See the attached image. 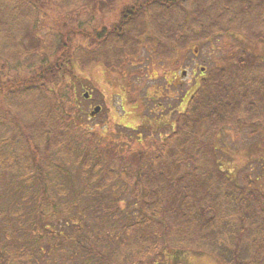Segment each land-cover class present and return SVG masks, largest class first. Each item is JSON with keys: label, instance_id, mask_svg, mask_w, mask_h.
<instances>
[{"label": "trees", "instance_id": "16d2710c", "mask_svg": "<svg viewBox=\"0 0 264 264\" xmlns=\"http://www.w3.org/2000/svg\"><path fill=\"white\" fill-rule=\"evenodd\" d=\"M34 1L0 0L1 99L11 100L13 109V105L32 106L28 111L31 122L25 123L26 129H22L24 123L19 113L12 117L2 113L3 121L14 130L5 133L9 134L7 140H0V172L27 179L37 194L39 206L50 208L52 214H56L57 205L51 201L50 192L55 196H75L85 216L91 217L90 221L81 219L75 225L80 234L75 245L95 264H155L168 256H175L177 264H189L187 254L211 256L220 264H264V190L259 179L254 180L249 173H244L240 183L236 176L223 170L215 144L225 131L238 135L243 130L264 128V0L146 3L155 34L162 39L166 36L178 47L184 49L190 43L204 45L229 35L243 38L246 46L233 50L218 65L211 66L209 72L202 73L204 76L185 112L175 119V131L162 144L154 145L149 152L130 150L119 164L112 162V157H118L114 148L107 150L101 142L95 145L94 136H81L86 134L80 130V121L87 118L88 109L76 105L71 97L77 84L72 83L77 81L74 69L77 63H81L83 71L100 65L107 67L112 62L117 65L122 56L120 48L130 41L126 37L140 42L145 32V25L141 27L133 21L136 12L146 10L145 0H117L114 7L126 5L120 20L98 29L97 16L89 20L76 18L78 7L84 6L93 15L101 16L103 9L114 7L103 0H54L56 6L66 10L61 13L71 17L66 26L69 38L64 33L61 37L65 42L56 38L58 31L52 26L37 27L35 21L29 26L32 33L18 37L20 29L23 31V26L31 23L30 13H36L35 17L42 15ZM39 35L46 39L44 43ZM71 37L77 38L70 40ZM76 41H85L83 50H74ZM100 46L107 53H102ZM31 51L41 54V59L37 65L29 63V72L22 76L19 65ZM172 57L176 61L178 56L173 53ZM4 109L5 113L11 111ZM159 119L156 122L163 120ZM145 126L154 131L150 124ZM143 135H125L122 139L132 144L134 139L142 141ZM8 146L15 151L6 154ZM59 162L75 171L67 174V187L58 182ZM49 175L57 178L50 177L49 181ZM74 178L77 182L70 185ZM121 194H130L124 209L134 206L141 214L139 218L125 219L121 203L126 200L120 199ZM3 207L0 204V217L7 213ZM66 209L72 206L69 204ZM80 223L92 224L87 235ZM120 227L130 239L118 245L115 254L111 231ZM102 228L109 231L102 233ZM106 235L111 252L103 241ZM82 241L91 247L87 248ZM180 256L186 263L179 260ZM0 264L39 263L28 247L0 241Z\"/></svg>", "mask_w": 264, "mask_h": 264}, {"label": "rangeland", "instance_id": "374dc122", "mask_svg": "<svg viewBox=\"0 0 264 264\" xmlns=\"http://www.w3.org/2000/svg\"><path fill=\"white\" fill-rule=\"evenodd\" d=\"M35 1L42 6L39 7L37 5V9L42 15L35 17L36 13H30L28 19L31 23L23 26V31L20 29L18 37L23 38L24 33H32L29 26L31 24L34 25L35 21L37 27L48 28L52 26L54 30L58 31L56 38L60 42H65L61 37L62 33H64L69 38L66 26L67 21L71 18L61 13L66 10L56 6L54 0ZM116 1L103 0L102 2L114 7L117 5ZM152 1L145 0L143 5L146 10L136 12V17H133V21L139 22L141 27L145 25V32L142 33L139 39L140 42L126 37V39L130 40L128 42L129 46L127 47V43L125 47L120 48L122 56L121 59H118L117 65L112 62L107 67L100 65L91 70L83 71L81 63H77L74 69L77 81L72 83L77 84L71 97L76 105L81 106L84 110L88 109L87 118L83 117L80 121L82 122L80 130L86 134H81V136H94L93 142L95 145L96 142H101L107 150L114 148L118 153L117 158L112 157V162H115V164H119L121 157L126 156L130 150H135L133 152L139 150L149 152L154 145L162 144L166 137L175 131V119L185 112L191 96L198 88L200 79L204 76L202 73L205 70L209 72L211 66L218 65L222 57L233 50L246 46L243 38L229 35L216 37L204 45L199 43L198 46H195V44L190 43L186 46L187 48L178 47L173 40H169L166 36L162 39L155 34L150 23L152 15L148 14L146 4ZM124 6L119 9L118 6L112 10L103 9V16L97 13L93 15L91 11L81 6V8L78 7L80 16L77 12L74 14L80 20H89L92 16H97L98 21L95 22V25L98 24L95 29L108 28L120 20ZM34 9L36 10V8ZM25 28L29 30L24 31ZM38 38L42 40V43L46 40L41 35ZM76 38L71 37L70 40ZM85 45V41H82V43L76 41L74 50L81 51ZM86 48L90 49L89 47ZM249 48L260 52V49ZM99 50L102 53H107V50L102 48V46H100ZM117 50H119L118 47ZM35 52H28L24 58L25 60L19 65L22 67V76L29 72V63L37 65L41 59V54ZM125 52L128 55H125ZM173 53L178 56L177 59L175 58L176 61L171 60ZM1 69L2 64L0 63V72ZM184 72L186 74H183ZM67 81L71 83L69 77H67ZM85 93L92 96V101H84ZM14 96L17 99V93ZM1 97L2 95H0V140L2 138L7 140L9 134L5 133H12L14 127L9 125V122H4L2 115L12 117L14 114L19 113L21 115L20 121L24 123L22 129H26L25 123L29 124L31 122L28 119L30 115L28 111L32 109V106L19 105L17 107V105L12 104L14 106L13 109L11 100L7 98L1 99ZM68 97L71 99L70 95ZM62 99H57V101L59 102ZM23 102L27 103L28 100ZM96 106H101L102 112L90 118L89 114L92 113ZM5 107L11 109L10 113H5ZM42 108L44 111L45 109L48 110L47 107ZM156 119L163 120L156 122ZM147 124L153 126L154 131L147 128L145 126ZM125 127L136 129V131L134 133ZM23 132L26 134L25 131ZM142 133L144 134L142 141L134 139L132 144L130 141L124 143L125 135L138 137ZM19 142L20 140H18L17 144ZM215 144L219 147L217 159L222 164L223 170L230 172L232 176H236L240 183L244 173H249L254 180L257 181L259 179V185L264 190V128L255 131L243 130L238 135L235 131H225ZM11 148L10 146L6 147V152L8 151L6 154L12 152V150L15 151ZM107 154L111 155L112 151H107ZM60 169L64 170L61 171ZM42 172L43 170L37 175L41 177ZM74 172V170L59 162L58 182L62 186L67 187V176ZM18 177L10 172H0V204L4 205L5 207L3 208L7 211L0 217V228H2L0 229V241L8 244L14 243L18 247H28L39 264H95L92 258L87 256V253L81 252L79 247L75 245L80 236L76 232L75 225L81 219L86 222L91 219L90 215L85 216L81 207L77 205L75 196L74 198L71 195L56 194L55 196L53 192H50V196L53 197L51 201H54L57 205L56 214H52L50 208L42 209L39 206L37 194L34 190H31L33 188L31 183L27 179L23 181ZM50 177L57 178L56 175H49L47 178L49 181H52ZM76 182L75 179L69 184L74 185L73 183ZM77 188H79L78 185ZM120 199L126 200L121 203L122 210L126 214V220H129V218L133 219L131 217L139 218L141 216L139 210L135 209L134 206L131 207L133 210L124 209L125 203L130 199V194L126 196L121 194ZM83 202L85 203V201ZM69 204L72 206L70 210L66 209ZM77 207H80L77 209L79 216L76 213ZM44 217L46 218L44 219ZM91 225L80 223L86 235L91 231ZM107 231L109 230L102 228V233ZM3 232L5 235L2 234ZM111 232L112 237L110 240L114 243L113 250L116 254L118 251H115V249H119L118 245L124 244V241H128L130 237L121 227L114 228ZM103 241L110 246L108 252H111L112 247L109 243L108 235L103 236ZM82 242L87 248L91 247L90 243ZM93 243L96 244L97 241L94 240ZM102 246L103 244H98V247ZM185 256H187L186 262L189 264H220L211 256L198 257L191 254ZM115 260L116 257L113 258V261ZM179 260L186 263L183 256H180ZM155 264H177L176 257L161 258Z\"/></svg>", "mask_w": 264, "mask_h": 264}, {"label": "water", "instance_id": "95a60500", "mask_svg": "<svg viewBox=\"0 0 264 264\" xmlns=\"http://www.w3.org/2000/svg\"><path fill=\"white\" fill-rule=\"evenodd\" d=\"M185 74V73H184ZM85 98H88V94L86 93L85 94ZM100 107L98 106V107H96L95 109H94V111L92 112V114H91V116L93 117V116H95V115H97L99 112H100Z\"/></svg>", "mask_w": 264, "mask_h": 264}, {"label": "flooded vegetation", "instance_id": "af4514ba", "mask_svg": "<svg viewBox=\"0 0 264 264\" xmlns=\"http://www.w3.org/2000/svg\"><path fill=\"white\" fill-rule=\"evenodd\" d=\"M88 97H89V98H92V96H88ZM89 98H88V99H89ZM101 111H102V109H101ZM99 113H100V112H99Z\"/></svg>", "mask_w": 264, "mask_h": 264}]
</instances>
